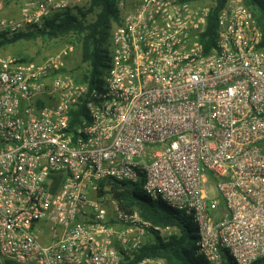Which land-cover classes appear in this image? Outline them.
Wrapping results in <instances>:
<instances>
[{
  "label": "built area",
  "instance_id": "obj_1",
  "mask_svg": "<svg viewBox=\"0 0 264 264\" xmlns=\"http://www.w3.org/2000/svg\"><path fill=\"white\" fill-rule=\"evenodd\" d=\"M215 6L121 0L100 91L63 71L74 45L41 62L0 55V264H169L131 263L177 230L124 210L108 179L192 216L207 264H264L262 32L228 0L206 52ZM67 7L24 0L19 18L0 17V38ZM80 104L89 119L72 130Z\"/></svg>",
  "mask_w": 264,
  "mask_h": 264
},
{
  "label": "trees",
  "instance_id": "obj_2",
  "mask_svg": "<svg viewBox=\"0 0 264 264\" xmlns=\"http://www.w3.org/2000/svg\"><path fill=\"white\" fill-rule=\"evenodd\" d=\"M120 1L90 0L86 7H67L45 19L41 27L35 25L27 32H20L12 37L2 36L0 50L20 40L60 39L74 36L81 45V62L87 66V70L81 76L73 75V77L78 83L87 84L91 92L100 91L104 87L103 78L110 64L113 26L121 20ZM214 1L216 6L211 10L206 32L202 36L206 52L215 46L219 12L228 0ZM243 2L252 12L262 32L261 48L264 49V0H243ZM83 118L89 119V114L86 105L80 104L71 113V129L79 126ZM100 184L102 188L110 187L114 199L124 210L138 211L144 219L156 225L170 226L177 230L169 240L164 241L158 237L154 244L142 248L131 263H136L145 257H160L166 259L169 264H207L204 258L196 254L198 227L192 216L172 210L160 201L154 202L145 193H139L140 184L111 179ZM224 264L235 263L228 258Z\"/></svg>",
  "mask_w": 264,
  "mask_h": 264
},
{
  "label": "rangeland",
  "instance_id": "obj_3",
  "mask_svg": "<svg viewBox=\"0 0 264 264\" xmlns=\"http://www.w3.org/2000/svg\"><path fill=\"white\" fill-rule=\"evenodd\" d=\"M65 2L68 7H86L89 5L90 0H58ZM128 6H132L137 0H124ZM71 42H74L72 44ZM66 45H74L76 50L71 57L65 61L64 72L74 75L81 76L86 72L87 66L81 62V45L77 42L74 36H69L60 39H33V40H20L17 43L8 46L6 49L0 51V55H12L20 57L22 59H31L36 62H41L47 57L57 53L63 49ZM207 188L210 189L212 196L221 199V196L214 183L206 184ZM139 193H144L143 187H138ZM159 202V198H158Z\"/></svg>",
  "mask_w": 264,
  "mask_h": 264
},
{
  "label": "crops",
  "instance_id": "obj_4",
  "mask_svg": "<svg viewBox=\"0 0 264 264\" xmlns=\"http://www.w3.org/2000/svg\"><path fill=\"white\" fill-rule=\"evenodd\" d=\"M23 2L24 0H0V17L19 18L21 6ZM3 56H12V55H3Z\"/></svg>",
  "mask_w": 264,
  "mask_h": 264
}]
</instances>
